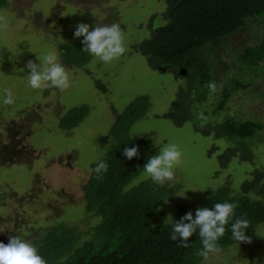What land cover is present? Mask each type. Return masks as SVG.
<instances>
[{
	"label": "rangeland",
	"instance_id": "obj_1",
	"mask_svg": "<svg viewBox=\"0 0 264 264\" xmlns=\"http://www.w3.org/2000/svg\"><path fill=\"white\" fill-rule=\"evenodd\" d=\"M165 7L164 0H6L0 14L6 15L10 24L0 31V98L2 90L9 88L15 102L0 103V228L6 229L0 232V242L7 244L9 236L17 235L31 243L59 224L74 227L82 240L86 238L97 219L84 216L82 187L91 164L112 146L108 130L113 110L121 112L138 96H147L150 106L130 127L129 136L146 140L158 152L175 143L183 153L182 163L174 169L175 181L166 182L177 187L166 203L168 208L193 205L212 186L228 183L232 192L238 193L250 172L264 168V62L240 70L232 51L255 44L250 35L263 33L264 19L247 20L244 30L227 37L208 56L211 78L187 98L180 90L187 94L193 81L151 69L133 48L149 37L150 18L155 16L152 27L163 21ZM78 23H87L90 31L118 23L127 52L108 65L89 55L82 67H71L59 57L71 86L65 91L31 89L26 62L39 63L37 56L57 51L60 43L81 42L83 37L73 36ZM233 79L249 86L233 91L223 110L214 113L221 89ZM209 83L218 86L216 93L210 92ZM204 91L205 100L199 102ZM182 97L187 99L184 104L191 116L177 125L162 114ZM83 105L87 113L76 126L58 128L61 116ZM201 113H206L207 122L199 121ZM231 117L262 125L246 141L247 148L241 149L243 142L228 141L212 128ZM227 151H233L230 157ZM145 180L142 169L126 189ZM197 264H264V221L256 226L251 243L222 248Z\"/></svg>",
	"mask_w": 264,
	"mask_h": 264
},
{
	"label": "trees",
	"instance_id": "obj_2",
	"mask_svg": "<svg viewBox=\"0 0 264 264\" xmlns=\"http://www.w3.org/2000/svg\"><path fill=\"white\" fill-rule=\"evenodd\" d=\"M164 2L166 7L161 23L166 22V26L152 27L155 16H151L153 18L147 24L149 37L133 48L146 58L151 69L193 81L187 94L179 89L182 91L180 95L185 93L187 98L192 90L210 80L208 56L215 53L227 37L244 30L247 20L264 19V0ZM5 4L6 0H0V9ZM250 36L255 44L243 45L239 52L232 50L240 63V70L257 68L264 62V31L260 36ZM82 47L79 41H67L58 44L57 51L63 63L82 67L89 57L81 50ZM248 86L237 79H233L232 83L230 81L221 89L213 112L223 110L233 91L244 90ZM205 93L200 94L199 102L205 100ZM185 100L182 97L181 101H174L162 117L177 125L188 120L191 114L184 104ZM149 106V99L142 95L132 100L121 112L113 110V121L108 130L113 143L100 158L107 162L108 170L102 180H97L92 172L96 162L92 163L82 187L84 216L90 215L97 222L89 226L83 240L74 227L61 224L33 240L31 244L46 264H197L201 257L196 252L202 247L198 230L189 238L186 248L177 247L178 241L170 239L173 222L180 220L188 211L192 212L194 218L198 208H212L216 203L223 202L238 204L224 236L218 241L221 249L238 244L230 231L235 219L243 217L250 222L245 234L251 239L256 226L264 221V168L250 172L238 193H233L227 183L215 191H204L193 205L178 204L168 208L166 203L172 199L177 187L167 183L161 187L151 180H145L126 189L147 160L158 154L157 147L146 140L129 136L130 127L145 116ZM86 113L85 105L71 108L59 118L58 128L68 130L76 126ZM212 128L228 141L243 142L241 149H244L247 148L246 141L252 139L262 125L250 119L237 121L231 117ZM133 146L138 147L140 155L128 160L122 155L123 149ZM231 153L233 151H227L228 157Z\"/></svg>",
	"mask_w": 264,
	"mask_h": 264
},
{
	"label": "clouds",
	"instance_id": "obj_3",
	"mask_svg": "<svg viewBox=\"0 0 264 264\" xmlns=\"http://www.w3.org/2000/svg\"><path fill=\"white\" fill-rule=\"evenodd\" d=\"M9 24L10 19L6 15L0 14V31L6 30ZM162 26H166V22L157 23L154 28ZM89 27L87 23H78L73 33L74 38L83 37L81 40L83 52L96 57L105 65L119 60L127 52L124 36L118 23L96 26L91 31ZM37 60L39 63L28 60L25 64L29 70L27 84L31 89L56 88L65 91L71 86L70 75L59 62V54L55 49L48 51L42 58L37 56ZM208 88L211 93L218 91V86L215 83H209ZM2 91L4 95L0 98V103L6 106L12 105L15 102L12 90L4 88ZM198 118L205 122L208 120L202 113L198 115ZM122 155L128 160H132L134 157H139L140 153L138 147L133 146L125 147ZM182 155V150L175 143L163 146L158 154L151 156L144 164L143 179H150L154 185L161 187L166 182H174V169L182 163ZM107 170V162L104 159H98L92 172L95 173L97 180H102ZM217 187L212 186V190L215 191ZM237 207V203H216L212 208H198L194 218L192 212L188 211L180 220L173 222L170 239L178 241L177 247L186 248L189 238L198 230L202 247L196 252V255L207 261L210 256L217 255L222 251L218 241L224 236L226 226L229 225ZM249 226L250 222L243 217L237 218L231 223V235L238 244L240 242L251 243V237L245 234V230ZM5 230L0 228V232ZM0 264H46V261L30 242L13 235L9 236L7 244L0 242Z\"/></svg>",
	"mask_w": 264,
	"mask_h": 264
}]
</instances>
